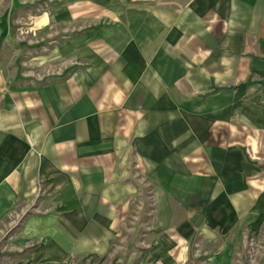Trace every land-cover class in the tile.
I'll return each mask as SVG.
<instances>
[{"label":"crops","instance_id":"obj_1","mask_svg":"<svg viewBox=\"0 0 264 264\" xmlns=\"http://www.w3.org/2000/svg\"><path fill=\"white\" fill-rule=\"evenodd\" d=\"M111 1L106 26L68 43L67 76L6 88L0 78V222L39 188L51 205L23 222L24 264L107 253L137 173L163 264L257 205L264 0Z\"/></svg>","mask_w":264,"mask_h":264},{"label":"rangeland","instance_id":"obj_2","mask_svg":"<svg viewBox=\"0 0 264 264\" xmlns=\"http://www.w3.org/2000/svg\"><path fill=\"white\" fill-rule=\"evenodd\" d=\"M99 1L0 0V78L5 88L44 86L67 76L77 64L76 47L68 43L91 26H106L105 15L115 8L111 0ZM159 1L168 5L177 0ZM259 164L257 205L245 209L242 219L215 239L191 240L189 257L173 264H264V159ZM136 177L138 193L120 220L108 252L71 257L63 264H163L150 253L156 208L150 184L140 173ZM40 191L0 222V264H24L29 247L22 238L23 222L51 208L47 193Z\"/></svg>","mask_w":264,"mask_h":264}]
</instances>
